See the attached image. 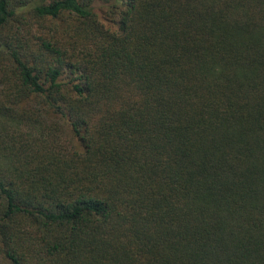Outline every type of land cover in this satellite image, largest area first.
<instances>
[{
	"label": "trees",
	"instance_id": "trees-1",
	"mask_svg": "<svg viewBox=\"0 0 264 264\" xmlns=\"http://www.w3.org/2000/svg\"><path fill=\"white\" fill-rule=\"evenodd\" d=\"M0 264H264V0H0Z\"/></svg>",
	"mask_w": 264,
	"mask_h": 264
}]
</instances>
